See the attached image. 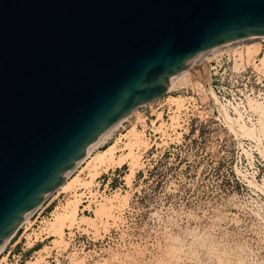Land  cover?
Listing matches in <instances>:
<instances>
[{
	"label": "water",
	"instance_id": "1",
	"mask_svg": "<svg viewBox=\"0 0 264 264\" xmlns=\"http://www.w3.org/2000/svg\"><path fill=\"white\" fill-rule=\"evenodd\" d=\"M263 35L264 0H0V246L197 53Z\"/></svg>",
	"mask_w": 264,
	"mask_h": 264
},
{
	"label": "rangeland",
	"instance_id": "2",
	"mask_svg": "<svg viewBox=\"0 0 264 264\" xmlns=\"http://www.w3.org/2000/svg\"><path fill=\"white\" fill-rule=\"evenodd\" d=\"M261 43L264 46V42ZM260 67L264 71V65ZM246 69L248 74L253 70L249 65ZM172 95L176 94L173 91L166 92L145 105L146 108L150 107L145 111L137 109L92 155L136 125L148 141L146 122L154 118L149 116V112L156 115V119L159 117L161 125L157 129L162 127L166 119L163 102L165 104L168 101L172 105ZM258 110L264 117V107L260 105ZM259 129L264 130L263 125ZM173 135L172 131H168L164 138L169 143ZM239 138L242 136L236 135L224 121L219 123L210 115L206 122L193 126L189 134L177 144L167 147L163 142L157 151L150 148L142 159L141 154L137 153L139 167L136 170L140 169L139 173H135L131 183H127L124 178L127 188L125 185L120 187L122 192L119 189L109 191L108 196L112 198L114 194H120L118 202L113 201L110 208L111 203L107 201L110 197H107L104 200L105 210L101 208L105 205L103 202L97 206L103 215L96 214L97 207L91 215L78 212L79 222L76 223L95 227V233L100 229L107 232V237L100 245L105 249V256L107 252L108 259L105 261L108 264H264V201H252V189L236 178L237 172H240L238 167L246 164L243 156L240 158ZM161 140L157 139L156 145ZM258 141L262 144V137ZM122 146L123 143L119 142L118 147ZM123 151L126 149L118 152ZM90 162L91 157L76 169L73 176L87 181L90 178L87 175ZM116 169L120 170V176H125L129 166L123 165ZM99 171H105L104 166ZM95 183L98 185L97 179ZM112 184L116 186L117 180ZM90 186L83 185L76 191L60 189L46 201H51L50 208L54 204L62 205L76 195L81 197V189ZM123 198L128 201L120 205ZM84 216L95 219L87 222L82 219ZM38 220L26 229L25 235L29 232L38 235L39 230L52 233L47 221L45 225L36 226ZM72 226L66 223L64 230ZM59 235L55 234L57 243L55 240L53 243L65 247L66 243L58 245V240L63 239ZM2 254H6V251ZM71 262L76 263L74 258Z\"/></svg>",
	"mask_w": 264,
	"mask_h": 264
},
{
	"label": "built area",
	"instance_id": "3",
	"mask_svg": "<svg viewBox=\"0 0 264 264\" xmlns=\"http://www.w3.org/2000/svg\"><path fill=\"white\" fill-rule=\"evenodd\" d=\"M262 47L264 51L263 44ZM208 56L211 76L210 89L213 94L225 104L231 118L234 121L237 120V122L235 121L236 123L241 122L251 127H260L261 119L264 121V117H260L259 112L250 106L249 101L251 99L257 100L264 106V77L253 70H250V74H248L246 67L239 71H234L233 53L228 48H222L215 53H209ZM209 90L201 91L195 84L183 85L173 90L174 94L181 97L180 106L169 110L163 102V110H166V119L163 122V126L159 129L157 128L159 127L160 120L156 119V115H153L151 111L149 112L150 117L154 116V118L148 119L145 128V130H148V142L150 146L146 149H142L143 147L136 149L141 154V159L148 153L150 148L153 147L154 151H157V147L162 146L163 142H165L164 146L167 147L177 144L184 136L189 134L193 126L206 122L210 118V115L214 116V119L219 123L223 121L218 116L217 107L213 103ZM141 108L145 111V109L150 107L146 108L142 105L137 109ZM209 111L210 113H208ZM199 112L203 114L200 116ZM132 115L134 114L132 113L123 119L116 130L122 127ZM171 117L174 119V122H172ZM145 118L147 119V116ZM162 118L163 116H161ZM152 120H155V123H152ZM168 120L169 123L166 124ZM168 131L174 133L169 143L164 138ZM157 139H164V141L161 140V143L156 145ZM239 139L240 158L243 156L244 164H246L243 167H238L240 172H237L238 176L236 178L240 183L252 189L254 196L252 197V201H264V159L256 149L255 141L246 137ZM262 143L264 146V132ZM151 154L154 156L153 152ZM240 162L242 161L240 160ZM116 168H110V172L109 169L108 171H100L96 178L98 185L95 183L90 187H83L81 189L82 193H80L82 195L80 197L81 201L78 206V212L88 215L94 214V209L104 202L107 197H110L108 196L110 190L115 191L119 189V192H122L120 187H123V185L127 188L124 176H120V170ZM118 168L120 169L121 166ZM139 171L140 169H137L136 173H139ZM141 171L144 175V171ZM251 179L254 180V183H249ZM116 180L118 184L113 187L112 183ZM51 195L45 198L33 210L27 220L21 222L15 234L7 242L2 253L6 251L8 260L15 264H25L27 260H31L32 264H73L71 257L77 260V264H108L105 261L108 259L107 252L105 256V252L103 251L105 249L100 245L107 237V232L102 229L95 233L94 228L84 223H75L72 228H65L64 230L63 241L66 243L65 247L63 245H54V236L47 231L41 232L39 230L38 235L35 232H29V235L24 234L27 228L33 226L34 223L36 224L37 219L39 220L36 226L38 224L45 225V222L52 218L56 204H54L53 208H50L51 201H46ZM20 230L22 231L20 232ZM29 243L31 245H28ZM27 252H29L28 255L26 254Z\"/></svg>",
	"mask_w": 264,
	"mask_h": 264
},
{
	"label": "bare ground",
	"instance_id": "4",
	"mask_svg": "<svg viewBox=\"0 0 264 264\" xmlns=\"http://www.w3.org/2000/svg\"><path fill=\"white\" fill-rule=\"evenodd\" d=\"M244 40H248V42L246 43V42H244ZM262 41H264V35L263 36H250V37L240 39V40H237L234 42H230V43H227V44H224L221 46H214L211 48L201 50L199 53H197L195 59L189 65H187L186 67L181 68L177 71L175 79L165 89V91L162 93V95H164L166 92L173 91L176 88L183 86V84H185L187 82H188V84H192V85L195 84L198 87V89H200L201 91L209 90L211 88V76H210V66L208 63V61H209L208 54L209 53H215V52L221 50L222 48H228L233 53V70L234 71H239V70L245 68L247 65H249L253 69V71H255L256 73H260V74L264 75V71L260 67V65H262V66L264 65V51L262 50L263 49L262 43H261ZM209 92L211 93L213 103L217 107L218 116L220 118L221 117L223 118V121L226 123V125L229 128H231V130L236 135L242 136V137L243 136L244 137H250V138L255 139L256 140L255 141L256 142V149L261 154V156L264 157V148H263L264 146H262L263 143L260 144V141H258L262 137L264 130L262 129L260 131L259 127L258 128L251 127V126H248V125L241 123V122L236 123L237 120H235L236 121L235 122L231 118V115L228 113V111L225 107V104H223L217 98V96H215L213 94L211 89L209 90ZM170 99L172 100V105L170 103H168V101L165 103V105L167 106V108L169 110H172L171 108L174 105H175V108L180 106V101H181L180 96L172 95ZM148 103L144 104V106L147 105ZM249 104L252 108H254L255 110H257L259 112L260 117H263L260 110H258V106L261 105L260 102H258L257 100L251 99L249 101ZM136 110H137V108L133 109L130 114L134 113ZM130 114L124 116L123 119L128 117ZM202 114H203L202 112H199L200 116ZM158 118L159 117H157V119ZM171 119H172V122H174V119L173 118H171ZM122 120L118 121L113 126H111L108 129L107 133L100 140H98L96 143H94L79 158V160L76 162V164L71 168L72 173L69 175L68 178H66L65 180L58 183V187L55 191H58L60 189L63 191H72V190L76 191V189L82 187L83 185L90 186V184H94L95 179L97 178V176L100 173L99 168L100 167L102 168V166H104V170L107 171L108 169L113 168L114 166L119 167V166H122L123 164L128 165L129 169H128V172L125 174L124 178L127 180V183L128 182L131 183V181L133 179L132 177L135 176V173H136V167L137 166L139 167V156L137 155L138 152L136 149H138L139 147L148 148L150 146L149 142L143 138V137H145V135L142 132V130H138L136 128L137 125L131 127L126 133L121 134L114 141H112L111 143L109 142L108 145H106L104 148L98 150L94 155H92L94 150H96L101 144L106 143L108 141V139L112 137L113 133L115 132L116 128L120 125ZM261 123H262L263 128H264V122L262 119H261ZM261 123H260V126H262ZM252 141H254V140H252ZM119 142L123 143V146L120 148L118 147ZM257 145H258V147H257ZM123 149H126V151L125 152L124 151L118 152V151H121ZM89 157H91V162H90L91 166H90V171L88 170L89 173H87V175H89L90 178L87 181H83L81 178H79L77 176L74 177L73 174L75 173L76 169L83 162H85V160ZM249 181H250V183H254V180H252V179ZM119 198H120V194L117 193V194H114V198L110 197L109 200H107L109 203H111L110 208L112 207V202L113 201L118 202L117 200ZM125 199L123 198L121 203H119V204L123 205V204L127 203L128 200H125ZM80 201H81L80 196L76 195L73 198H71L70 200H68L67 202H65L64 204L57 205L55 207V209L53 210V213H52V218L47 220V222L49 223L48 229L50 230V232H52L53 234H60L59 236H61V238H63L62 236H63V232H64V225L66 223H68V225L71 226V225H74L77 221L79 222L77 213H78V208H79L78 206H79ZM39 205H37L35 208H37ZM99 206H101V205H99ZM104 206H106V204L102 205L101 208H103ZM98 207L96 209H98ZM35 208L33 210H35ZM104 208L106 209V207H104ZM33 210L31 211V213L33 212ZM99 210H100V208L97 210L98 212L96 214L100 213L103 215L104 213L100 212ZM104 210H102V211H104ZM106 212H108V211L106 210ZM110 212H111V209H110L109 213ZM27 218H25L23 221L27 220ZM82 219L85 221L87 220V222H88V221H91L92 219H95V217L84 216V217H82ZM45 224H46V222H45ZM17 227L15 229H13L9 238L0 246V264H6V262H9V264H15L12 261L8 260L7 255L2 254V251H3L4 247L6 246L7 242L15 234ZM55 241L57 243V239ZM58 241H59L58 245H60V244L62 245L64 243L63 239L62 240L59 239ZM56 246H57V244H56ZM4 257L6 258L5 261L3 260ZM72 258H71V260H72ZM75 261H76L75 264H77L76 259H75ZM30 263L32 264L31 260H28L26 264H30Z\"/></svg>",
	"mask_w": 264,
	"mask_h": 264
},
{
	"label": "crops",
	"instance_id": "5",
	"mask_svg": "<svg viewBox=\"0 0 264 264\" xmlns=\"http://www.w3.org/2000/svg\"><path fill=\"white\" fill-rule=\"evenodd\" d=\"M84 215H86V214H84ZM48 233H49V232H48ZM50 234L53 235V236H55V234H53V233H50ZM54 240H55V237H54ZM54 240H53V241H54ZM30 245H31V244H30ZM3 260L5 261L6 258L4 257ZM6 264H9V262H6Z\"/></svg>",
	"mask_w": 264,
	"mask_h": 264
}]
</instances>
